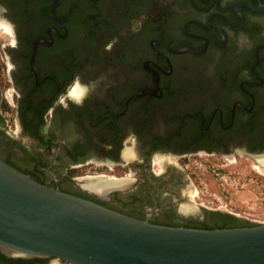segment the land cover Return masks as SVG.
<instances>
[{
	"label": "flooded vegetation",
	"instance_id": "af4514ba",
	"mask_svg": "<svg viewBox=\"0 0 264 264\" xmlns=\"http://www.w3.org/2000/svg\"><path fill=\"white\" fill-rule=\"evenodd\" d=\"M0 25V158L38 182L185 226L216 211L180 213V162L242 155L264 173V0H0Z\"/></svg>",
	"mask_w": 264,
	"mask_h": 264
},
{
	"label": "water",
	"instance_id": "95a60500",
	"mask_svg": "<svg viewBox=\"0 0 264 264\" xmlns=\"http://www.w3.org/2000/svg\"><path fill=\"white\" fill-rule=\"evenodd\" d=\"M195 207L180 213L203 217ZM0 253L65 264H264V224H155L42 184L0 158Z\"/></svg>",
	"mask_w": 264,
	"mask_h": 264
},
{
	"label": "rangeland",
	"instance_id": "374dc122",
	"mask_svg": "<svg viewBox=\"0 0 264 264\" xmlns=\"http://www.w3.org/2000/svg\"><path fill=\"white\" fill-rule=\"evenodd\" d=\"M10 39L0 27V44L7 43ZM187 163L190 168L186 166ZM179 166L188 173L194 171V178L191 180L193 189L182 191L184 195L187 193L182 204L189 203L191 207L205 205L216 212L223 210L232 217L264 224V173L259 170V165L254 160L242 155H235L232 159H226L221 155L201 156L196 160L180 162ZM105 173L108 174L107 171ZM72 176L77 179L92 177L93 165L86 167V170L75 171ZM48 264L65 263L54 259Z\"/></svg>",
	"mask_w": 264,
	"mask_h": 264
},
{
	"label": "trees",
	"instance_id": "16d2710c",
	"mask_svg": "<svg viewBox=\"0 0 264 264\" xmlns=\"http://www.w3.org/2000/svg\"><path fill=\"white\" fill-rule=\"evenodd\" d=\"M255 224L250 222H242L235 217L221 212H209L206 214L205 219L193 220L189 219L184 227L198 228V229H224L236 227H251ZM32 260L24 259H9L0 253V264H30ZM37 262V261H36ZM47 262V261H46Z\"/></svg>",
	"mask_w": 264,
	"mask_h": 264
},
{
	"label": "bare ground",
	"instance_id": "6f19581e",
	"mask_svg": "<svg viewBox=\"0 0 264 264\" xmlns=\"http://www.w3.org/2000/svg\"><path fill=\"white\" fill-rule=\"evenodd\" d=\"M78 91H80L78 89ZM86 183H87V186L92 189V190H95V191H108L110 190L111 188H114V187H120L122 186V184L125 186L126 183L124 181H109L105 178H97V179H93V178H89L86 180ZM122 186V187H124ZM195 211V207L191 205H189V207H185L184 209H182V212L184 213H193Z\"/></svg>",
	"mask_w": 264,
	"mask_h": 264
}]
</instances>
